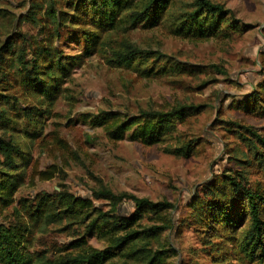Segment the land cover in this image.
<instances>
[{"label": "rangeland", "instance_id": "rangeland-1", "mask_svg": "<svg viewBox=\"0 0 264 264\" xmlns=\"http://www.w3.org/2000/svg\"><path fill=\"white\" fill-rule=\"evenodd\" d=\"M214 1L247 27L228 37L197 40L174 35L164 20L154 28L125 33L139 49L156 51L184 64V72L145 76L116 68L107 61L104 50L98 49L100 40H105V34H100L93 52L72 68L51 108L41 105L13 78H3L0 93L9 97L12 105L35 108L42 115L36 135L23 138L21 132L16 136L11 133L12 128L32 129L33 125L19 119L14 105L11 107L5 98H0V110L10 117L9 127L0 126V137L21 140L31 158L13 204L0 219L14 223L12 207L18 208L17 200L21 198L61 190L89 197L92 189L103 185L114 193L166 200L174 205L169 212L172 229L161 237L164 245L175 249L176 253L167 259L170 264H214V259L205 253L213 245L203 240L198 227L192 225L188 204L204 196V186L224 174L264 189L260 157L253 156L247 142L239 136L241 133L252 138L244 130L246 126L264 138V115H254L245 111L241 103L237 105L264 82V0ZM73 6L74 0H0V45L13 43L18 52L29 57L36 45L45 46L52 39L60 44L64 54H79L82 45L77 42L76 32L93 27L84 21L64 22L56 32L47 16V12L59 10L67 20L75 16ZM120 36L121 33L116 35ZM176 104L200 105L199 113L188 117L178 128L180 142L190 146L185 157L166 154L157 145L145 146L126 139L113 141L89 120L90 115L100 111L130 116L140 110H165ZM95 204L103 211L109 208L107 201L101 199ZM133 211L129 199L118 205L122 216ZM23 217L24 214L20 218ZM27 220L29 225L33 223ZM147 223L150 222H142ZM31 230L30 251L42 257L63 255L68 246L75 254L79 249L74 248V242L82 234L84 246L104 245L93 233L85 231L84 224H35ZM241 261L231 264H250Z\"/></svg>", "mask_w": 264, "mask_h": 264}, {"label": "trees", "instance_id": "trees-1", "mask_svg": "<svg viewBox=\"0 0 264 264\" xmlns=\"http://www.w3.org/2000/svg\"><path fill=\"white\" fill-rule=\"evenodd\" d=\"M73 7L75 16L67 20L64 12L59 10H51L47 16L56 32L66 22L84 21L93 27L76 32L77 42L82 45L79 54H64L60 44H55L52 39L47 40L45 46L36 45L29 57L18 52L13 43H3L0 45V87L3 78L9 76L34 95L41 105L51 108L72 68L93 52L100 34H105V40H100L98 49L104 50L112 66L152 76L180 73L187 68L156 51L139 49L125 37L128 30L151 29L167 20L174 35L203 40L228 37L247 27L214 0H74ZM119 33L121 36L117 38ZM0 98H5L7 105H14L19 119L33 125L32 129L23 126L22 130L13 131L12 128L11 133L19 136L22 132L23 138L38 133L41 112L16 103L12 105L9 97L1 93ZM240 103L245 111L264 115V82L247 93L237 105ZM199 111L200 105L176 104L165 110H140L130 116L100 111L90 115L89 120L113 141L126 139L145 146L157 145L166 154L185 157L190 153V146L180 142L178 128ZM0 112V126L9 127L10 117L6 116L5 110ZM244 130L252 138L241 133L239 136L247 142L252 155L260 157L264 170V138L249 127L245 126ZM26 149L28 147L19 139L0 137V217L13 204L15 193L23 183L25 168L31 162ZM202 191L204 196L200 195L188 205L190 218L194 221L192 225L198 227L203 240L211 241L213 245L205 250L207 256L214 259V264L241 260L264 264V189L224 174L205 185ZM97 199L107 201L109 208L100 209L95 204ZM125 199L134 205V211L128 216L118 213V205ZM17 204L18 208L12 207L14 223L0 219V264H170L168 257L176 253L174 247L164 245L161 238L172 229L169 212L174 205L166 200L151 201L125 192L114 193L100 185L92 189L89 197L61 190L21 198ZM27 219L33 223L29 225ZM144 220L150 223L142 224ZM61 222L84 224L85 231L93 233L104 245L86 247L82 234L74 245L72 243L79 249L75 254L70 252V246L65 248L64 251H68L63 255L42 257L30 251L33 225Z\"/></svg>", "mask_w": 264, "mask_h": 264}]
</instances>
